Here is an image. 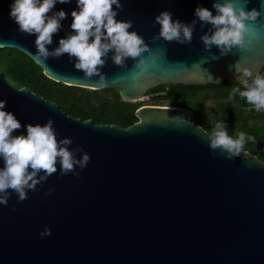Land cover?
I'll list each match as a JSON object with an SVG mask.
<instances>
[{
  "label": "water",
  "instance_id": "obj_1",
  "mask_svg": "<svg viewBox=\"0 0 264 264\" xmlns=\"http://www.w3.org/2000/svg\"><path fill=\"white\" fill-rule=\"evenodd\" d=\"M11 2L0 0V49L17 50L36 64V35L20 31L10 19ZM219 2L119 0V8L113 5L116 19L131 22L128 31L143 38L148 48L143 56L156 60L152 73L139 81L134 82L133 74L140 57L117 65L114 50L102 57L104 64L90 78L67 53L46 58L50 71L38 66L55 83L114 89L126 103L165 85L240 83L233 67L238 61L264 60V0L246 4V10L261 13L256 47L244 53L233 47L223 56L217 46L205 47L201 37L214 28L194 15L198 5L215 15L213 5ZM76 7V0L57 3L47 15ZM164 11L174 21H195L189 42L159 36L155 18ZM71 23L70 14L60 21L46 45L50 53L72 34ZM101 76L103 87L98 85ZM0 100L21 122L12 135H26L24 125L43 126L51 120L58 143L71 141L62 146L75 160L89 156L83 167L74 163L67 172L57 157L56 171L39 180L45 176L40 170L39 182L34 189L25 188L23 200L6 190L7 201L0 204V264H264V162L245 150L230 155L213 148L212 134L191 121L189 110L142 106L135 111L138 121L127 128L97 125L67 116L28 89L12 87L1 73ZM45 229L50 234L41 235Z\"/></svg>",
  "mask_w": 264,
  "mask_h": 264
},
{
  "label": "clouds",
  "instance_id": "obj_2",
  "mask_svg": "<svg viewBox=\"0 0 264 264\" xmlns=\"http://www.w3.org/2000/svg\"><path fill=\"white\" fill-rule=\"evenodd\" d=\"M69 2L71 0H12L9 5V17L17 24L18 29L36 35L38 54H33L32 59L37 65L50 71L45 64L46 58L49 55L67 53L70 57H76L74 67L82 70L85 78H90L98 73L97 66L104 64L102 57L109 50H114L113 61L117 65L122 64L127 57H140L133 74L134 82L152 73L156 60L143 56L148 51L143 38L135 31H128L131 22L116 19L117 12L113 5L119 8V0H76L77 7L70 13L61 9L52 16L47 15L55 4ZM247 2L248 0H222L213 5L215 15L205 7L198 5L195 8L194 15L214 28L211 35L201 37L206 48L215 45L223 56L233 47L241 53L251 52L256 47L260 32L256 21L261 13L257 9L246 10ZM69 14L72 17L70 28L73 32L67 38H61L59 47L50 53L46 45L52 42L53 33L61 27L60 21ZM155 19L160 25L159 36L163 39L179 43L191 40L195 21L192 24L174 21L172 13L168 11L160 13ZM248 63L251 67L247 66ZM233 67L243 90L241 87L233 88L229 99L235 98L239 93L257 111L264 110V73L253 71L264 68V60L253 57L244 65L238 61ZM105 83L101 76L98 85L103 87ZM5 106L6 101L0 100V158L4 161V167L0 168V204L7 201V189L17 192L21 200L26 198L25 188L34 189L39 182L36 177L40 170H44L45 176L39 177V180L46 179L47 175L56 171L57 157L65 172L71 170L74 163L83 167L89 160L87 154L82 160H75L72 152L62 146L71 143L69 139L58 143L51 120L43 126L24 125L26 135H12L22 125L14 113L5 110ZM250 139L255 140L243 131L236 138L230 136L223 122L217 121L210 143L213 148L220 147L230 155H239ZM46 234H50L47 229L41 235Z\"/></svg>",
  "mask_w": 264,
  "mask_h": 264
},
{
  "label": "trees",
  "instance_id": "obj_3",
  "mask_svg": "<svg viewBox=\"0 0 264 264\" xmlns=\"http://www.w3.org/2000/svg\"><path fill=\"white\" fill-rule=\"evenodd\" d=\"M0 73L17 89H28L45 100L58 105L67 116L84 121L93 120L97 125H118L127 128L138 120L135 111L139 106L123 102L118 91L88 90L69 87L47 79L42 69L31 59L14 49H0ZM262 73H264V68ZM241 87L237 83L223 82L206 86H160L147 94L151 106L169 101L168 107L187 109L192 113L191 121L213 135L217 121L223 122L228 134L236 138L243 131L255 140H247L244 149L264 162V110L257 111L246 98L236 94L229 99L232 89ZM243 90V89H242ZM213 98L215 111L207 115L203 103ZM250 121L253 123L250 124Z\"/></svg>",
  "mask_w": 264,
  "mask_h": 264
},
{
  "label": "rangeland",
  "instance_id": "obj_4",
  "mask_svg": "<svg viewBox=\"0 0 264 264\" xmlns=\"http://www.w3.org/2000/svg\"><path fill=\"white\" fill-rule=\"evenodd\" d=\"M132 105L135 106H151V102H150V98L145 96V98H143L142 100L138 101V102H132L130 103ZM161 105L164 106H169V101H164L163 103H161ZM215 106H216V102L213 98H209L207 99L204 103H203V110L204 113H206L208 116L212 115L215 111ZM253 123V121H250V124Z\"/></svg>",
  "mask_w": 264,
  "mask_h": 264
},
{
  "label": "flooded vegetation",
  "instance_id": "obj_5",
  "mask_svg": "<svg viewBox=\"0 0 264 264\" xmlns=\"http://www.w3.org/2000/svg\"><path fill=\"white\" fill-rule=\"evenodd\" d=\"M162 90V88L158 87V90L155 91V93H159Z\"/></svg>",
  "mask_w": 264,
  "mask_h": 264
},
{
  "label": "built area",
  "instance_id": "obj_6",
  "mask_svg": "<svg viewBox=\"0 0 264 264\" xmlns=\"http://www.w3.org/2000/svg\"><path fill=\"white\" fill-rule=\"evenodd\" d=\"M145 98V97H144Z\"/></svg>",
  "mask_w": 264,
  "mask_h": 264
}]
</instances>
